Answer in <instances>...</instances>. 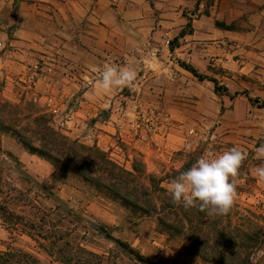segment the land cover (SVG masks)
I'll return each mask as SVG.
<instances>
[{
	"label": "rangeland",
	"instance_id": "1",
	"mask_svg": "<svg viewBox=\"0 0 264 264\" xmlns=\"http://www.w3.org/2000/svg\"><path fill=\"white\" fill-rule=\"evenodd\" d=\"M9 2L0 11V95L5 100L15 104L32 102L70 140L96 146L121 168L131 171L134 166L142 174L161 180L166 190L179 171L189 168L203 154H218L233 146L246 154L234 178L237 196L228 214L203 217L204 211L198 208H180L178 213L182 218L188 211L195 217L194 233L198 238L192 247L186 235L172 236L160 231L155 215L134 213L80 182L73 174L28 154L11 136L0 135L1 153H11L29 176L43 184L76 216L65 221L73 240L94 253L111 254L119 264H211L194 250L213 253L217 249L216 240L228 232L233 231L234 235L248 232L258 235L259 241L254 248L249 243L252 249L246 253L253 264H264V182L254 171L264 165V156L254 149L264 147V100L260 95L264 91V79L244 75L231 80L220 64L210 66L209 60L204 76L215 79L220 86L233 81L240 94L241 101L235 107L230 105L227 111L221 99L226 93H216L210 81H199L186 73L178 65L180 59L175 50H169L173 43L182 47V52L191 53L209 43L216 49L220 46L233 51L237 42L221 44L211 40L193 45L196 39L191 22L183 26L185 38L174 40L175 35L158 23L157 12H152L143 23L121 22L108 27L99 23L97 32L103 38L99 40L84 32L95 30L96 24L89 19L76 25H53L42 16L27 17L31 10L22 11L19 0ZM210 3L207 0L205 5ZM232 26L239 32L243 30L241 22ZM31 28L43 37L26 41L28 50L35 55L29 58L30 63L21 74L11 77L1 71L3 65L7 66L1 57L13 58L10 53L15 52L16 31ZM58 30L74 33L75 37L64 38L56 33ZM74 44L84 47L91 57L78 56V48L70 51ZM64 52H71L80 62ZM109 64L133 68L138 74L133 86L108 94L96 92L95 82ZM244 109L257 114L242 120L230 113ZM260 118L262 125L257 127L260 131L247 133L245 128H255L245 121L254 124L252 121ZM3 160H6L4 165ZM2 170L12 184L21 185L5 155L0 156ZM37 201L46 208L57 203ZM182 222L186 228L187 221L182 219ZM92 225L103 227V232ZM116 240L132 248L146 263L118 249ZM18 250L32 254L40 264H57L34 241L10 234L0 223V251Z\"/></svg>",
	"mask_w": 264,
	"mask_h": 264
},
{
	"label": "trees",
	"instance_id": "2",
	"mask_svg": "<svg viewBox=\"0 0 264 264\" xmlns=\"http://www.w3.org/2000/svg\"><path fill=\"white\" fill-rule=\"evenodd\" d=\"M215 25L225 30L234 29L232 25L221 22H215ZM184 35L182 30L174 40ZM175 47L177 45L170 43L169 50L173 51ZM178 65L199 81H210L214 92L227 93V88L220 86L215 79L200 74L191 65L182 61H178ZM3 134L14 138L28 154L49 162L65 173L73 174L80 182L90 185L104 197L121 203L134 213L155 215L160 231L172 236L186 235L190 245H196L198 237L194 233L195 217L191 211L185 214V218L180 216L178 212L182 206L172 203L168 190L161 186V180L142 174L134 166L131 171L125 170L96 146H86L76 140H70L55 129L51 117L32 102L15 104L0 95V135ZM1 155L10 159L21 184H12L10 178L4 175V171H0V223L10 234L28 237L57 264H119L111 254L94 253L74 241L72 231L65 223L69 216L76 217L72 211L43 184L29 176L20 161L11 153L0 151ZM2 164H6V160H3ZM37 199L57 203L54 207L46 208L39 204ZM206 215V212H203V217ZM56 217L58 220H55ZM181 218L187 221L186 228ZM181 223L184 225L182 229ZM92 228L103 232L101 226L92 225ZM258 241L256 234L246 232L234 235L232 231L224 238L216 240L217 249L214 248L213 253L209 250L194 251L211 264H253L246 252L251 248L249 243H252L254 248ZM116 243L118 249L131 255L136 261L146 263L147 260L125 243L118 240ZM0 264L40 262L32 254L18 250L0 251Z\"/></svg>",
	"mask_w": 264,
	"mask_h": 264
},
{
	"label": "crops",
	"instance_id": "3",
	"mask_svg": "<svg viewBox=\"0 0 264 264\" xmlns=\"http://www.w3.org/2000/svg\"><path fill=\"white\" fill-rule=\"evenodd\" d=\"M206 1L19 0V6L22 11L26 9L31 10L27 12V17H37V19H40L39 16H42L48 23L53 25L61 23L76 25L89 19L96 24L93 26L95 30H86L84 32L99 40L103 39L102 35L100 36L99 32H97L96 26L99 23H103L107 27L117 26L121 22L143 23L147 22L146 18L149 19L151 15L157 12L159 17L158 23L165 29H168L170 35L173 34L176 37L179 34L178 31H181L183 26L191 22L193 39H196L193 45H201L202 42H210L211 40H217L221 44H226L233 40L237 42L238 46L235 50L231 51L220 46H218L219 49H216L214 46H209V43H206L205 47L201 46L202 48L200 49H193L191 53L182 52V47L177 46L174 50L180 61L191 65L202 75H205L204 71H207V65L210 60V66L220 64L224 71L230 75L231 80L244 75L246 77L264 79V0H211L212 3L208 6L205 5ZM10 3L9 0H0V11L4 6L8 7ZM152 12L154 13L152 14ZM194 12L198 15H193ZM21 16H23V13ZM187 17L191 20L187 19ZM61 20H64V22ZM215 22H221L225 25L241 22L243 30L239 32L236 29H221L216 27ZM56 33L64 38L75 37L74 33L67 34V32L60 30ZM82 36L84 37V35ZM184 36L182 38H185ZM14 37L16 38L13 42L16 45L15 52L10 53L12 55L10 57L13 58L10 59L5 55L1 57V60L7 65H3L1 67L3 70L1 71H5L11 77L21 74L30 63L29 58L35 55L28 50L29 44L26 41L36 39L37 37L42 38L43 35L40 32L36 33L34 28H31L25 31H16ZM180 39L178 38L177 41ZM74 45V48H69L70 51L73 52L74 49L78 48L80 54L78 56L84 59L91 57V54L84 47L79 44ZM65 54L72 57V59H77L71 52H66ZM77 60L79 61V59ZM224 87L227 88V93L223 94L221 99L224 106L228 108L227 111H230V105H234L235 107L241 101V97L239 93L237 94V86L233 81L225 84ZM260 95L264 100V91ZM230 113L242 120L257 114L255 111H247L245 109ZM245 122H248V125H254L255 128L253 130L245 128L247 133L255 134L260 131V128L257 127L262 125L261 118L260 120L252 121L255 122L254 124L251 121ZM254 149L260 148L255 147Z\"/></svg>",
	"mask_w": 264,
	"mask_h": 264
},
{
	"label": "clouds",
	"instance_id": "4",
	"mask_svg": "<svg viewBox=\"0 0 264 264\" xmlns=\"http://www.w3.org/2000/svg\"><path fill=\"white\" fill-rule=\"evenodd\" d=\"M137 75L131 67L109 64L100 73L94 87L99 94H108L133 86ZM259 152L264 156V147ZM245 158L246 154L236 146L218 154L201 155L171 181L168 192L172 203L185 209L198 208L209 216L228 214L237 196L234 178ZM254 171L264 182V165Z\"/></svg>",
	"mask_w": 264,
	"mask_h": 264
},
{
	"label": "built area",
	"instance_id": "5",
	"mask_svg": "<svg viewBox=\"0 0 264 264\" xmlns=\"http://www.w3.org/2000/svg\"><path fill=\"white\" fill-rule=\"evenodd\" d=\"M166 43L168 44L169 42H168V41H166Z\"/></svg>",
	"mask_w": 264,
	"mask_h": 264
}]
</instances>
